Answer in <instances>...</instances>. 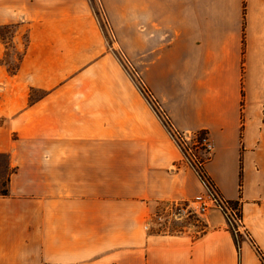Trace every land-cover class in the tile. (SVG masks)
I'll return each mask as SVG.
<instances>
[{
  "label": "crops",
  "instance_id": "0c3cea01",
  "mask_svg": "<svg viewBox=\"0 0 264 264\" xmlns=\"http://www.w3.org/2000/svg\"><path fill=\"white\" fill-rule=\"evenodd\" d=\"M102 6L173 125L208 132L207 172L254 244L239 249L217 209L196 238L150 229L157 203L204 188L106 54L89 0H0V25L29 39L0 101V264H264V0Z\"/></svg>",
  "mask_w": 264,
  "mask_h": 264
},
{
  "label": "rangeland",
  "instance_id": "374dc122",
  "mask_svg": "<svg viewBox=\"0 0 264 264\" xmlns=\"http://www.w3.org/2000/svg\"><path fill=\"white\" fill-rule=\"evenodd\" d=\"M89 2L93 10L100 15L103 11L102 0H90ZM98 23L101 32L104 34L106 54L112 56L119 65L125 81L136 89L138 95L154 111L145 91L151 90L144 81L143 64L139 63L142 59L138 58L136 63L129 54L130 42L119 40V36L113 32L110 26L108 28L105 23H100L99 20ZM27 32L25 25L19 27L0 25V101L3 105L4 96H16V91L9 89V84H6L4 71L8 76H15L19 72L29 44ZM45 94L46 92L39 89L30 91L31 99L42 97ZM10 172L11 168L8 167L7 155L0 154V193L6 191L7 176ZM182 208L183 206L168 205L165 202L157 203L151 218L150 229L169 234H188L194 238L204 234L208 230L205 217L191 209H186V207L185 209ZM237 240L242 243L245 239L237 238Z\"/></svg>",
  "mask_w": 264,
  "mask_h": 264
},
{
  "label": "built area",
  "instance_id": "2783aa9c",
  "mask_svg": "<svg viewBox=\"0 0 264 264\" xmlns=\"http://www.w3.org/2000/svg\"><path fill=\"white\" fill-rule=\"evenodd\" d=\"M95 14L98 16L99 22L105 23L109 28L104 9L100 14L101 16L96 11ZM145 91L156 115L168 129L171 138L181 151L180 163L191 168L196 173L204 188L203 192L190 201H173L167 204L183 206L182 209L186 207V209H191L203 216L210 210L217 209L225 217L228 229L234 237L236 239L244 238L253 245L254 243L243 220L241 203L223 196L207 172L206 163L211 158L214 150V143L208 132H190L177 129L155 95L149 90Z\"/></svg>",
  "mask_w": 264,
  "mask_h": 264
},
{
  "label": "trees",
  "instance_id": "16d2710c",
  "mask_svg": "<svg viewBox=\"0 0 264 264\" xmlns=\"http://www.w3.org/2000/svg\"><path fill=\"white\" fill-rule=\"evenodd\" d=\"M4 193H6V191H4L3 194H4ZM235 239H236V238H235ZM236 243H237V245H238V248L240 249L242 243H241L239 240H237V239H236Z\"/></svg>",
  "mask_w": 264,
  "mask_h": 264
}]
</instances>
